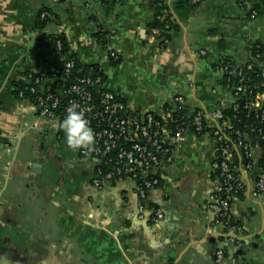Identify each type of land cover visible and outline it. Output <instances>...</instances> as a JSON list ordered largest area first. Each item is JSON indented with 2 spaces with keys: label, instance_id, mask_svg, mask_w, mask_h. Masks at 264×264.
<instances>
[{
  "label": "crops",
  "instance_id": "obj_1",
  "mask_svg": "<svg viewBox=\"0 0 264 264\" xmlns=\"http://www.w3.org/2000/svg\"><path fill=\"white\" fill-rule=\"evenodd\" d=\"M263 1L200 0L186 21L173 16L177 28L163 43L148 26L155 0H0V264H216L219 248L221 264H264V192L255 195L256 170L244 176L245 191L232 204L235 243L210 227L208 204L219 184L212 139L187 134L174 164L159 172L145 200L163 214L154 225L147 214L139 217L133 182L98 190L93 162L15 94L28 72L58 63L40 41L52 34L63 36L80 65H96L104 87L135 115L159 113L175 94L193 108H211L222 99L218 61L246 63L249 42L264 51V15L250 16ZM41 7L56 14L44 29L35 25ZM99 28L114 33L117 67L103 60Z\"/></svg>",
  "mask_w": 264,
  "mask_h": 264
},
{
  "label": "built area",
  "instance_id": "obj_2",
  "mask_svg": "<svg viewBox=\"0 0 264 264\" xmlns=\"http://www.w3.org/2000/svg\"><path fill=\"white\" fill-rule=\"evenodd\" d=\"M51 2L57 5L60 0ZM190 2L196 4L199 0ZM238 2L244 4L246 0ZM250 16L257 18L256 11L251 10ZM38 19L53 22L56 14L46 7L38 13ZM99 31L104 32L100 28ZM113 37V32L106 33V43L102 45L103 60L108 62L119 56L112 44ZM41 42L46 45L45 40ZM161 42L165 43V38ZM54 46L52 51L58 63H47L40 73L28 72L15 94L29 101L39 118L55 121L59 136L68 147L82 160L93 162L91 183L103 190L112 182H133L139 217L147 214L149 221L157 225L163 214L147 208L145 200L159 184V172L174 164L176 150L187 134L207 136L215 144L213 169L219 180L208 204L210 227L220 228L226 242L235 243L233 234L238 226L232 218V204L245 191L244 176L249 178L256 170L255 195L259 197L264 192L263 48L249 42L250 59L243 64L227 58L218 61L213 70L222 76V99L211 108H193L182 94H175L159 113L135 115L128 102L104 87L103 75L95 72L96 65L75 74L76 61L63 55L62 42L57 40ZM72 105L84 113L94 131V143L90 146H70L66 133L59 127ZM224 258L223 248L217 249L215 263L221 264Z\"/></svg>",
  "mask_w": 264,
  "mask_h": 264
},
{
  "label": "trees",
  "instance_id": "obj_3",
  "mask_svg": "<svg viewBox=\"0 0 264 264\" xmlns=\"http://www.w3.org/2000/svg\"><path fill=\"white\" fill-rule=\"evenodd\" d=\"M109 0H104L105 3L108 4ZM200 1V0H199ZM193 4L190 2V0H171L170 4L168 3V0H163L160 2L159 0H155V6L153 9V18L152 21L149 23V28L151 29H156L159 31V39L162 40L163 38H169V32L172 29L177 28V23L175 20H173V16L178 18L181 21H186L191 14L193 13L195 6L197 5ZM46 7H41L38 10V13L42 10L45 9ZM252 10H255L257 13V16H262L264 15V1L262 4H259V6L253 7ZM38 13H37V19H36V28L38 29H44L46 24L48 22L40 21L38 19ZM96 38L98 42L101 45H104L106 43V32H101L99 31L96 34ZM46 41V45L48 47H51L52 50L55 49V42L57 40H60L62 42V53L66 58L74 59L76 61V66L74 69L75 74H82L87 66H82L78 63L77 59L73 55H68V48L66 45L65 40L63 39L62 35H43L40 41ZM263 50V49H262ZM263 56H264V51H263ZM121 62L120 57L118 56L117 60H114L113 58H110L109 60V65L111 67H117ZM100 70L95 67V72L98 73ZM100 73V72H99ZM44 74V77H50L47 73H41ZM101 74V73H100Z\"/></svg>",
  "mask_w": 264,
  "mask_h": 264
},
{
  "label": "clouds",
  "instance_id": "obj_4",
  "mask_svg": "<svg viewBox=\"0 0 264 264\" xmlns=\"http://www.w3.org/2000/svg\"><path fill=\"white\" fill-rule=\"evenodd\" d=\"M67 136V143L72 147L90 146L94 143L95 134L84 113L72 105L66 117L60 122Z\"/></svg>",
  "mask_w": 264,
  "mask_h": 264
},
{
  "label": "water",
  "instance_id": "obj_5",
  "mask_svg": "<svg viewBox=\"0 0 264 264\" xmlns=\"http://www.w3.org/2000/svg\"><path fill=\"white\" fill-rule=\"evenodd\" d=\"M110 3H113V0H110ZM257 173L254 174V179H256Z\"/></svg>",
  "mask_w": 264,
  "mask_h": 264
}]
</instances>
